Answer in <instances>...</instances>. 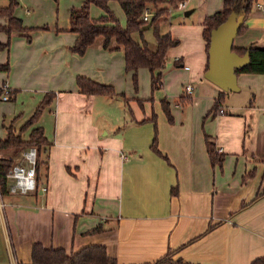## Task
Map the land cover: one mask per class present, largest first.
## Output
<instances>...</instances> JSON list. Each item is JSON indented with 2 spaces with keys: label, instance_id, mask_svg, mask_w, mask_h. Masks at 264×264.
I'll use <instances>...</instances> for the list:
<instances>
[{
  "label": "crops",
  "instance_id": "0c3cea01",
  "mask_svg": "<svg viewBox=\"0 0 264 264\" xmlns=\"http://www.w3.org/2000/svg\"><path fill=\"white\" fill-rule=\"evenodd\" d=\"M254 2L261 6L253 4L244 21L245 30L234 38L235 47L255 44L264 48V0ZM222 6L202 14V31L204 18ZM169 12L166 15L171 21ZM192 13L193 9L186 10L185 16ZM14 15L25 26H43L24 23L15 10ZM117 17L121 19L118 13ZM123 17L126 19L125 14ZM162 19L168 21L165 15ZM6 23L7 19L0 17V24ZM172 24L163 33L172 34ZM69 28L70 11L68 23L57 27L60 33L35 30L28 41L47 36L50 44L42 48H68L77 39ZM0 34V43L9 42L0 50V64L9 63L11 41L26 48L33 46L32 42L24 45L25 34ZM96 44L109 61L111 76H106L99 64L69 68L60 75L62 84L50 105L54 121L49 124L44 120L47 107L38 120L51 143L47 165L37 173L40 190L5 196L0 192V264H30L35 243L68 253L102 244L119 264L151 263L170 249H178L176 257L186 264H251L264 256V195L256 198L264 174V74H237L239 90H225L220 104L226 112H211L221 88L205 77L208 58L204 40L193 54L187 53V58L181 54L174 60V67L183 71L195 91L184 107L180 92L178 98H160V104L163 98L169 101L172 122L158 106L156 112L144 111V103L135 100L138 96L129 97L135 98L130 100L131 112L124 101L127 111L120 120L109 122L103 117L114 99L123 98L84 94L76 77L113 83L119 90L118 73L119 68L125 70V57L122 48H103V39L98 38ZM195 59L197 65L192 66ZM110 61L118 65L114 67ZM187 83L182 82V92ZM46 92L37 95L35 108ZM15 94L4 102L16 99ZM15 102L12 120L18 116L15 121L23 124V111L16 114ZM97 106L106 112L95 116ZM153 114L156 121L151 120ZM206 135L225 155L221 165L212 164ZM155 137L160 152L151 147ZM8 154L0 150V156ZM250 171L253 174L245 179ZM211 224L215 226L207 231ZM98 225L102 230L92 232Z\"/></svg>",
  "mask_w": 264,
  "mask_h": 264
},
{
  "label": "trees",
  "instance_id": "16d2710c",
  "mask_svg": "<svg viewBox=\"0 0 264 264\" xmlns=\"http://www.w3.org/2000/svg\"><path fill=\"white\" fill-rule=\"evenodd\" d=\"M111 0H83L80 6H72L70 10V28L71 32L77 34V39L70 49L80 55L85 54L89 46L93 45L98 38L103 39V48L109 50L123 49L125 57V71L130 74L135 90L138 89V71L142 67H146L151 72V89L152 92L163 87V69L167 61L168 49L178 43V39L173 37L171 32L161 33L160 24L163 15L167 14L169 7L161 6L169 4L170 8H176L182 0H117L125 14L126 24L123 26L110 8ZM18 0H9L7 6L0 7V17L6 18V25H0V31L5 32L9 37L13 33L25 34L30 40V32L37 29H48V26L28 27L23 24V20L14 15V10L18 6ZM95 4L103 10V14L99 17H93L90 14V6ZM254 0H223V6L220 10L207 15L203 21L202 36L206 42V53L209 58L208 50L210 46L211 31L221 23L225 22L231 14H235L238 18L244 16V21L252 10ZM151 14L148 21H144L143 16L146 12ZM152 22L151 28L154 29L157 47L152 50L147 40L144 38L143 26ZM246 28L245 23L241 25L239 32L242 33ZM139 32L141 40L137 41L133 38V34ZM115 44V45H113ZM8 43H0V50L7 48ZM233 50L240 55L246 52L249 54V62L236 70L239 73L264 74V48L251 44L248 47H235ZM178 60L175 61L177 65ZM208 69V61L206 70ZM9 63L0 64V71H8ZM76 83L79 91L84 94L120 96L124 99L127 109L131 112L130 100L125 92L116 91L114 85L96 81L85 75H78ZM17 91L11 90V97H15ZM225 90L221 89L211 112H218L220 104L224 99ZM1 94V90H0ZM55 91H47L43 99L38 104L34 113L29 117L19 129H16L12 122L4 126L6 136L0 138V150L23 151L28 147H36L38 159L36 163V172L38 173L41 166L47 165L48 151L51 143L47 139L44 128L42 126H34L41 117L42 112L50 106L56 99ZM10 97V98H11ZM135 99V98H132ZM152 96L150 100H152ZM139 105L143 104V99H135ZM181 105L191 101V96H180ZM161 106L168 120L173 121L170 103L166 98L161 99ZM151 120L156 121V115L153 114ZM29 131L28 136L24 134ZM152 149L160 152L157 147V138L155 137L151 145ZM206 147L213 165H221L225 159V155L218 151L216 145L206 135ZM44 155V158L41 156ZM15 156H0V191L3 196L9 194L7 173L12 169ZM253 174L248 172L246 177ZM40 188L37 189V191ZM264 195V174L256 198ZM215 225H210L207 231L211 230ZM101 225H98L92 232L101 231ZM178 249H170L163 256L151 263L145 264H186L182 258L176 257ZM30 264H119L115 258H112L105 245L91 244L87 245L77 252L68 253L63 248L45 247L41 243H35L32 248V261ZM251 264H264V256L258 257Z\"/></svg>",
  "mask_w": 264,
  "mask_h": 264
},
{
  "label": "rangeland",
  "instance_id": "374dc122",
  "mask_svg": "<svg viewBox=\"0 0 264 264\" xmlns=\"http://www.w3.org/2000/svg\"><path fill=\"white\" fill-rule=\"evenodd\" d=\"M8 1L9 0H0V7L6 6ZM19 1L20 5L15 8V13L24 19V23L33 26L47 25L48 29H37L36 31H47L48 33L53 34L61 32L60 30H57V27L64 26L68 23L70 8L72 6H77L81 2V0ZM111 2V9L114 10L116 15L117 13L119 14L121 17V24L124 26L126 24V19H124V17L122 18L124 12L119 2L117 0H112ZM222 5L223 0H188L186 10L193 9V13L190 16H185L186 10L179 9V4L176 8L171 7L173 9H170L169 4H164L165 7H169V11L171 10V13L168 11L170 13L171 21H169V17L165 14V16L168 18V21L166 20L165 22H161L160 32L163 33V30H165V28L169 26L170 22H172V35L179 40V43L177 45L171 46L168 49L167 63L163 75V88L161 90L158 89L152 92L151 72L148 68L142 67L138 71V89L136 91L130 76L126 74L124 68L121 70L119 68L118 84L120 89L117 90L116 85L111 82L114 85L116 91L125 92L126 95L128 94V97L138 96L141 99H144V111L146 112H150L152 109L156 112V106L162 109L160 104L161 97L172 98L171 96L177 95L178 98L180 94H183L181 84L182 82H184V84L187 83L189 79H186L183 71H180L174 67V60L181 54L187 58V53L193 54L194 49L198 47V44L203 43L204 39L200 24L201 18L207 10H216ZM101 12L102 9L99 6L95 4L90 6V14L92 16H98ZM154 32L155 31L153 28H148L144 31V38L147 40L149 47L152 50H155L157 47V41ZM133 38L137 41H140L141 36L139 32H135L133 34ZM97 41L98 39L93 45L89 46L83 55L73 52L70 49L71 45L68 46V48L57 45L54 47L49 46L47 48H42L44 45L50 44V39H48L47 36H43V38L37 40L32 38L31 42L33 46L31 48L13 44L11 41L9 54L10 69L8 74L0 71V87H2L4 84H7L10 89H15L14 87L18 88V95L16 99H11V101L16 100V102L12 101L13 103H16V114L23 111L24 120H27L29 117H31V114L35 108L33 101L37 95L41 94V91L58 92L62 84V78L60 75L66 70H69V68H75L77 66L82 67L85 64L96 67L99 64V68L104 67L105 69L103 73L106 74V76L107 74H109L108 76H111L112 73H110L108 68L109 61L101 55L103 50L96 44ZM31 42L26 39V44L24 45H32ZM117 53L118 52H115L116 55ZM110 64L116 67L118 62L116 61L113 63L110 61ZM195 65H197V59H195L192 64V66ZM23 71L25 74H23ZM21 84L28 87L29 89H24ZM30 89H32L33 92H30ZM151 96L153 98L152 100H150ZM11 101L4 102V100H0V136H6V130L4 126L9 125L12 118L14 117L13 113H10L13 107ZM134 105L136 106V104ZM50 108L52 109V106L47 107V109L44 111V120L47 119L49 124L54 121L53 116L49 112ZM102 110L106 112L102 107L97 106L95 108V116L102 113ZM124 110L127 111L124 106V100L121 98H116L113 100L112 108H109V113H107L106 118L104 116L103 119L105 121L109 120V122H114L117 119L120 120ZM15 124L16 126H21L22 123L21 121L20 123L19 121H15ZM37 125H39L38 122L34 126ZM28 132L29 131L24 134V137L28 136ZM2 151L3 154L9 153V156H15V161L22 162V151L18 149ZM22 163L26 166H29L27 161H23Z\"/></svg>",
  "mask_w": 264,
  "mask_h": 264
},
{
  "label": "water",
  "instance_id": "95a60500",
  "mask_svg": "<svg viewBox=\"0 0 264 264\" xmlns=\"http://www.w3.org/2000/svg\"><path fill=\"white\" fill-rule=\"evenodd\" d=\"M244 16L230 17L211 31L208 50V69L205 77L223 90H239L236 70L249 62V54H238L233 50L234 38L244 22ZM150 21L143 26L144 30L151 27Z\"/></svg>",
  "mask_w": 264,
  "mask_h": 264
},
{
  "label": "built area",
  "instance_id": "2783aa9c",
  "mask_svg": "<svg viewBox=\"0 0 264 264\" xmlns=\"http://www.w3.org/2000/svg\"><path fill=\"white\" fill-rule=\"evenodd\" d=\"M188 0H182L179 2V8H185L187 6ZM257 7L261 6V3L254 2ZM151 14L147 11L143 19L148 21ZM185 69H190L189 66H184ZM1 90V99L9 100L11 97V90L7 84H4L0 87ZM195 91V86L192 83H187L184 86L183 95L191 96ZM226 110L224 107H220L218 113H225ZM219 152H222L221 149H218ZM38 159L37 148L32 146L25 148L22 151V162L27 161L29 166L24 165L22 162L14 164L12 169L7 173L8 178V190L10 193H27L30 191H36L39 188L37 181V172H36V163ZM43 190L46 187L42 188ZM1 192V191H0Z\"/></svg>",
  "mask_w": 264,
  "mask_h": 264
}]
</instances>
